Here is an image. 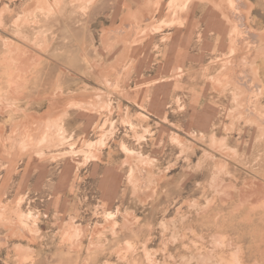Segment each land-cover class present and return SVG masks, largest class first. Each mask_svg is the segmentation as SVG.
I'll use <instances>...</instances> for the list:
<instances>
[{"label": "rangeland", "instance_id": "obj_1", "mask_svg": "<svg viewBox=\"0 0 264 264\" xmlns=\"http://www.w3.org/2000/svg\"><path fill=\"white\" fill-rule=\"evenodd\" d=\"M0 264H264V0H0Z\"/></svg>", "mask_w": 264, "mask_h": 264}]
</instances>
